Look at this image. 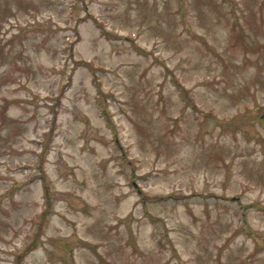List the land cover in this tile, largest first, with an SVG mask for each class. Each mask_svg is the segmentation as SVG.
Wrapping results in <instances>:
<instances>
[{
    "label": "rangeland",
    "instance_id": "374dc122",
    "mask_svg": "<svg viewBox=\"0 0 264 264\" xmlns=\"http://www.w3.org/2000/svg\"><path fill=\"white\" fill-rule=\"evenodd\" d=\"M0 264H264V0H0Z\"/></svg>",
    "mask_w": 264,
    "mask_h": 264
}]
</instances>
